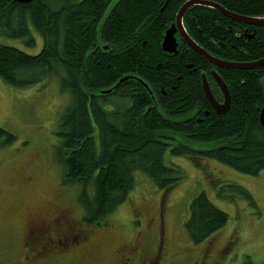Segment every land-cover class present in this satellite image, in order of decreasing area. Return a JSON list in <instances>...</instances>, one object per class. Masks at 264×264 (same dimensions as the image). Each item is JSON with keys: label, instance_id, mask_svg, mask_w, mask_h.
<instances>
[{"label": "trees", "instance_id": "obj_1", "mask_svg": "<svg viewBox=\"0 0 264 264\" xmlns=\"http://www.w3.org/2000/svg\"><path fill=\"white\" fill-rule=\"evenodd\" d=\"M186 1L0 0V35L32 48L33 29L43 42L33 54L0 42V79L21 89L54 80L67 96L54 152L61 183L74 185L88 225H106L107 216L127 200L137 173L162 195L175 187L183 171L166 161V152L193 162L195 156L208 157L245 175L264 171V64L215 67L177 33V51H163V35ZM209 1L237 15L264 17V0ZM182 25L196 45L217 59L241 64L264 58V23L238 22L195 4L184 11ZM212 70L230 92V106L222 115L202 89L205 74L221 102ZM178 135L212 147L195 149L178 141ZM14 138L0 127V143L12 144ZM229 187L230 193L234 189L250 198L245 188ZM188 212L184 226L192 243L216 234L228 218L204 192L192 198Z\"/></svg>", "mask_w": 264, "mask_h": 264}, {"label": "rangeland", "instance_id": "obj_2", "mask_svg": "<svg viewBox=\"0 0 264 264\" xmlns=\"http://www.w3.org/2000/svg\"><path fill=\"white\" fill-rule=\"evenodd\" d=\"M32 32L36 39L32 48L2 35L0 42L37 53L43 42ZM63 94L54 80L21 89L0 79V127L15 135L12 144L0 143V264H21L29 223L52 218L61 219V234L85 230L90 240L83 255L53 254L41 258L43 264H116L123 250L139 245L152 253L160 240L157 264H264V171L245 175L204 156H195L193 162L166 152V161L183 171L175 187L162 195L151 180L137 173L127 200L107 216L106 227L83 222L76 189L61 183L62 168L54 152L55 132L68 101ZM177 139L195 149L212 147L182 135ZM236 184L251 199L234 189L230 193L229 186ZM203 192L228 218L216 234L192 243L184 222L192 198Z\"/></svg>", "mask_w": 264, "mask_h": 264}, {"label": "flooded vegetation", "instance_id": "obj_3", "mask_svg": "<svg viewBox=\"0 0 264 264\" xmlns=\"http://www.w3.org/2000/svg\"><path fill=\"white\" fill-rule=\"evenodd\" d=\"M60 220V218H53L50 221H33L29 223L27 242L24 245L25 248H23L27 253L24 255L25 259L21 264H43V262H40L41 258L46 260L53 254L60 255L72 251H78L83 255L89 244V236L84 234L79 237L78 235L72 237L71 233V235L61 236L56 227ZM155 246L152 253L150 250L145 249L146 247L139 245L129 247V249H125L120 253L116 264H157L160 262L163 247L161 246V240ZM65 247L68 248L65 249Z\"/></svg>", "mask_w": 264, "mask_h": 264}, {"label": "water", "instance_id": "obj_4", "mask_svg": "<svg viewBox=\"0 0 264 264\" xmlns=\"http://www.w3.org/2000/svg\"><path fill=\"white\" fill-rule=\"evenodd\" d=\"M17 2H22V3H28L31 0H15ZM195 4H200L203 6H208L210 8L215 9L216 11L218 10L220 13L224 14L225 16H229L233 20H236L238 22H243L246 24H262L264 23V17L261 18H255V17H245L242 15H237L233 12L225 10L220 4L209 1V0H189L184 3V5L177 11L176 13V18L174 24H171L170 28L167 29L163 35L164 39L161 43V48L163 51H167L169 53H175L177 51V38L175 37V34L177 33L181 39L187 43L189 47H191L193 50L198 52L202 57H204L207 61H210L215 67H225V68H235V69H242V68H253L255 66L263 65L264 64V58L263 60L255 61L252 63H234V62H227L222 59H217L216 57L211 56L209 53H207L205 50H203L201 47L196 45L194 41L190 38V36L187 35L184 26L182 25V17L184 15V11ZM212 78L215 80L218 89L222 93V100L221 102L216 101L215 97L212 93V90L210 89V86L208 84V81L205 77V74H202L201 79H202V89L204 90L205 97L207 101L211 104L213 107L214 111L217 112L218 114L222 115L223 113L227 112L229 106H230V92L229 89L227 88L225 82L219 75L217 74L216 71L212 70L211 71ZM260 121L262 125L264 126V106L262 108V112L260 114Z\"/></svg>", "mask_w": 264, "mask_h": 264}]
</instances>
